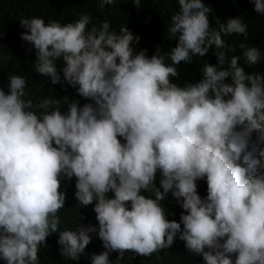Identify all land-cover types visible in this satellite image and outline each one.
Listing matches in <instances>:
<instances>
[{"label":"clouds","instance_id":"clouds-1","mask_svg":"<svg viewBox=\"0 0 264 264\" xmlns=\"http://www.w3.org/2000/svg\"><path fill=\"white\" fill-rule=\"evenodd\" d=\"M178 2L168 29L177 41L166 54L171 64L159 48L151 57L135 52L139 37L127 27L89 28L87 14L63 25L19 20L26 30L21 39L35 49L36 72L51 84L66 81L94 103L76 101L66 112L50 98L34 105L25 99L21 75L0 88L4 264H39L38 250L58 232L57 213L65 206L61 181L73 177L74 195L79 204L94 205L98 227L59 231L64 257L77 260L97 233L105 251L93 253L91 264H110L111 253L122 259L126 250L147 257L177 238L203 264H264V75L247 73L238 56L229 60L219 51L217 65L206 63L200 81L172 82L179 75L174 65L206 56L213 45L224 48L222 34L247 36L240 17L216 30L203 0ZM112 3L101 0L100 7ZM253 3L264 14V0ZM240 47L248 65L261 59L258 48ZM205 179L202 197L197 181ZM169 193L184 210L179 222L162 206Z\"/></svg>","mask_w":264,"mask_h":264},{"label":"trees","instance_id":"trees-1","mask_svg":"<svg viewBox=\"0 0 264 264\" xmlns=\"http://www.w3.org/2000/svg\"><path fill=\"white\" fill-rule=\"evenodd\" d=\"M209 7L210 26L219 30L220 25L226 24L230 18L240 17L247 25V36L243 34H222L225 47L216 49L213 45L209 48L206 56L192 57V63L181 62L174 65L179 75L171 78L172 82L183 87L188 83L201 80L203 67L206 63L217 65L216 52L224 51L229 58L239 57V65L247 73L264 75V14L254 11L253 0H203ZM101 0H0V88L7 90L9 77L21 75L26 79L25 99H31L34 105L44 99L58 100L59 107L63 112L68 109V104L79 101L83 106L86 103H94L77 94L76 89L66 81L63 84H51L47 77L36 72L34 67L35 49L29 51L31 45L21 39V33L26 30L21 26V18H42L45 23L57 21L67 24L75 22L83 14L91 18V26L100 27L103 22H108L110 31L120 32L122 27H127L139 37V42L133 44L135 52L146 50L149 57L156 53L165 55L166 64L172 62L167 53L175 46L176 39L172 38L168 29L171 26V17L180 10L178 0H141V6L135 7L134 0H113L112 4L100 7ZM245 47H256L261 52V59L255 65H248L243 56ZM62 58L57 59L58 71L64 67ZM63 79V73L60 72ZM225 83H231L230 78ZM67 98V100H65ZM39 111V109H37ZM257 132H253L251 142H257ZM75 177L71 181H61V191L65 193V206L58 211L60 222L58 232L46 238V245L38 250L39 264H91V255L99 254L105 249L97 233H90L92 240L86 247L84 253L77 259L72 260L64 257L60 252L59 231L76 230L79 226L98 227L94 205L83 206L75 197ZM198 192L202 197L207 196V183L205 180L197 181ZM156 185L159 187V174H157ZM145 196L154 195L149 192L142 193ZM110 197L113 195L108 194ZM167 218L180 221L181 213L184 211L171 197L161 202ZM183 227V225H182ZM118 253H111L110 264H203L201 256H196L187 251L184 242L177 238L169 249L159 250L150 256H139L131 250H126L122 259H118ZM0 264H4L0 260Z\"/></svg>","mask_w":264,"mask_h":264}]
</instances>
